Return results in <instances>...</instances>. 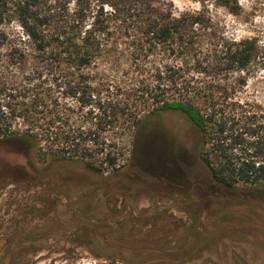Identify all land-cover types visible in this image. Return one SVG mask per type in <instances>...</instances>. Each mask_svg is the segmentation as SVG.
<instances>
[{
  "label": "trees",
  "instance_id": "trees-1",
  "mask_svg": "<svg viewBox=\"0 0 264 264\" xmlns=\"http://www.w3.org/2000/svg\"><path fill=\"white\" fill-rule=\"evenodd\" d=\"M199 1L200 9L176 13L162 0H0V141L27 160L91 173L68 205L63 233L109 264H241V250L257 247L251 235L215 237L210 226L261 222L264 99L248 88L264 70V41L228 34ZM214 4L241 9L239 0ZM165 111L181 112L196 128L209 173L194 185L158 173L190 199L180 209L194 215L190 222L161 201L117 207L123 193L112 185L133 177L137 133ZM43 230L32 240L26 231L17 245L45 249L60 230ZM17 241H7L8 252Z\"/></svg>",
  "mask_w": 264,
  "mask_h": 264
},
{
  "label": "rangeland",
  "instance_id": "rangeland-1",
  "mask_svg": "<svg viewBox=\"0 0 264 264\" xmlns=\"http://www.w3.org/2000/svg\"><path fill=\"white\" fill-rule=\"evenodd\" d=\"M162 1L171 3L176 13L201 8L199 0ZM207 2L210 4L212 14L223 22L228 34L239 37L257 36L264 41V0H239L241 9L238 14H233L226 8L217 7L214 0H207ZM250 80L249 95L264 99V70L252 76ZM137 134L130 169V174L133 177L126 181L112 183L115 190L124 194L119 197L120 201L117 203V207L145 208L155 206L156 201H161L172 207V211L174 210L178 219L190 222L188 215H191V218L194 215L180 210L189 207L190 199L183 196L184 192L179 188L166 186L165 182L159 181L158 173H170L167 169H163L159 161L163 159V155L158 151L161 148L166 152H171L172 166L175 167L176 171L174 170V172L178 173L175 177L181 176V179L183 178L192 185L199 180L207 181L209 173L198 156V131L180 112L172 111L150 118L142 125ZM139 148V155L145 159L143 162H139L137 159ZM53 167H56L57 171L50 175V171L55 170ZM169 168L171 169V167ZM47 172L49 177H47ZM90 174L85 169L60 164L47 166L33 158V155L30 160H27L25 154L18 151L13 144L0 141V247L4 248L5 254L8 255V257L6 256L7 264L11 263L13 259H18L17 264L110 263L108 259L96 258L84 246H75L74 238L71 240L67 233H63V229L67 228L70 222L66 213L69 211L68 205L77 201L80 194L89 187L92 180ZM161 178L166 179L168 176L165 175ZM183 180H179V183H183ZM56 185L59 187L55 188L57 190L53 189ZM43 187L48 191L40 192ZM69 191L71 195L65 196V193ZM194 196H200L199 202L203 198L201 193L194 194ZM73 206L75 207V205ZM114 207H116L115 204ZM214 215L212 214V217ZM218 216H220L218 221H221L225 214L221 212ZM208 220L210 221L209 218ZM257 220L264 223V209ZM261 222H258L257 225L256 223L246 225L242 229L219 222L220 226L215 228L211 225L210 227L213 229H210L218 230L212 231V233L215 237L219 236L220 238L225 235L239 238L251 235L257 238L255 251L250 249V246H248V253L246 250H241L243 254V263L241 264H246L247 260H252L256 264H264V224ZM47 226L54 232L57 230L60 232L57 231L58 236L51 233V235L55 234V237L46 241L45 249L35 251V247L30 246L32 245L30 243L24 246L21 252H8L9 248H7L6 242L10 238L16 240L20 238V235L29 231L31 234H28L26 239H38L31 231ZM237 230V234H234ZM62 237L63 239H61ZM40 238L47 239L45 236ZM182 238L185 239L184 235ZM181 241L183 240L181 239ZM217 257H219L218 254L214 256V258ZM224 262L225 259H219V264H224Z\"/></svg>",
  "mask_w": 264,
  "mask_h": 264
},
{
  "label": "flooded vegetation",
  "instance_id": "flooded-vegetation-1",
  "mask_svg": "<svg viewBox=\"0 0 264 264\" xmlns=\"http://www.w3.org/2000/svg\"><path fill=\"white\" fill-rule=\"evenodd\" d=\"M165 112H172V111H165ZM165 112H162V113H165ZM174 112H179V111H174ZM162 113H160V114H162ZM181 113V112H180ZM182 114V113H181ZM159 115V114H158ZM183 115V114H182ZM184 116V115H183ZM185 117V116H184ZM185 119L191 124V122L185 117ZM192 125V124H191ZM193 126V125H192ZM194 127V126H193ZM195 128V127H194ZM196 129V128H195ZM159 147H160V145H159ZM198 147H199V143H198ZM159 152H161V154L163 155V159L162 160H159L160 161V163L162 164V166H163V169L164 170H168L169 171V175H172V176H177L178 175V173L177 172H174V166H172V154H171V152L170 151H165V149H161L160 148V150H159ZM169 167H171V169L169 168ZM176 171V170H175ZM168 172H165V174H167ZM19 228H22V227H20L19 226ZM37 230V232H39V233H45L44 231H43V228L42 227H39V228H37L36 229ZM42 232H41V231ZM32 232V231H31ZM44 239V238H43ZM61 239H63V237L61 238ZM17 240H20V238H18V239H16L15 241H17ZM45 240V239H44ZM19 245V241H17V243H13L12 245L14 246V249H13V253H17V252H21L23 249L22 248H20L18 245ZM6 246H7V242H6ZM0 249H1V252H0V264H7L6 263V256H8V255H6L5 254V249L4 248H1L0 247ZM14 260V264H17V262H18V259H13ZM19 264V263H18Z\"/></svg>",
  "mask_w": 264,
  "mask_h": 264
}]
</instances>
